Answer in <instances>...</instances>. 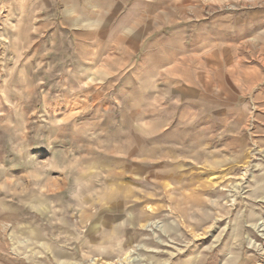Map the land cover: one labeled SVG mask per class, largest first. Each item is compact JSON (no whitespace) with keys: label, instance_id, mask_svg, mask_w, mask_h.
<instances>
[{"label":"rangeland","instance_id":"1","mask_svg":"<svg viewBox=\"0 0 264 264\" xmlns=\"http://www.w3.org/2000/svg\"><path fill=\"white\" fill-rule=\"evenodd\" d=\"M264 0H0V264H264Z\"/></svg>","mask_w":264,"mask_h":264},{"label":"bare ground","instance_id":"2","mask_svg":"<svg viewBox=\"0 0 264 264\" xmlns=\"http://www.w3.org/2000/svg\"><path fill=\"white\" fill-rule=\"evenodd\" d=\"M264 227V226H263ZM264 230V229H263Z\"/></svg>","mask_w":264,"mask_h":264}]
</instances>
